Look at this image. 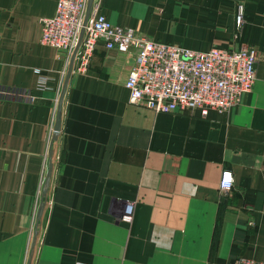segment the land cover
<instances>
[{
    "label": "crops",
    "instance_id": "obj_1",
    "mask_svg": "<svg viewBox=\"0 0 264 264\" xmlns=\"http://www.w3.org/2000/svg\"><path fill=\"white\" fill-rule=\"evenodd\" d=\"M57 2L0 0V264L264 262V0H102L114 25L162 43L258 48L256 82L225 113H155L131 104L129 58L100 41L72 72L51 151L70 67L41 43Z\"/></svg>",
    "mask_w": 264,
    "mask_h": 264
},
{
    "label": "built area",
    "instance_id": "obj_2",
    "mask_svg": "<svg viewBox=\"0 0 264 264\" xmlns=\"http://www.w3.org/2000/svg\"><path fill=\"white\" fill-rule=\"evenodd\" d=\"M89 0H58L53 17L41 20V43L64 51L70 63L75 57L73 72L86 73L99 42L107 50H117L129 58L125 87L131 104L155 113H190L208 117L211 111L225 113L237 106L250 93L257 79L260 52L250 46L239 50L213 48L196 51L162 43L138 33L132 28L114 25L101 11V1L94 0L84 26ZM236 27L245 23V10L238 7ZM232 172L225 171L221 189L233 188ZM135 204H128L121 221L131 223ZM78 264H89L81 262ZM231 264H264L252 258L240 257Z\"/></svg>",
    "mask_w": 264,
    "mask_h": 264
},
{
    "label": "water",
    "instance_id": "obj_3",
    "mask_svg": "<svg viewBox=\"0 0 264 264\" xmlns=\"http://www.w3.org/2000/svg\"><path fill=\"white\" fill-rule=\"evenodd\" d=\"M93 4H94V0H89L88 1V8H87V14H86V19H85L84 26L87 25L88 19L90 17V14H91V11H92V8H93ZM84 32H85V30L83 29L82 33H81V36H80L79 44H78V46H77V48H76V50L74 52V55H73V57L71 59L69 71H68V74H67V78L65 80V83H64V86H63V90H62V93H61V96H60L58 112H57V119H56V124H55V128H54V133H53V140H52V145H51V151H53L54 145L58 142L60 134H61L63 101H64V98H65V95H66V92H67L69 81H70L71 76H72L74 62H75V57H76V54H77V52L79 50V47H80L81 42H82L83 37H84ZM52 172H53V167L51 166L50 169H49L47 178H46V182H45V186H44V190H43L42 201H41L40 208H39V211H38V214H37V226H39V222L41 221V219L43 217V213H44V210H45V207H46V197H47V194H48V191H49V187H50V184H51ZM37 233L38 232L36 231V236H37Z\"/></svg>",
    "mask_w": 264,
    "mask_h": 264
},
{
    "label": "rangeland",
    "instance_id": "obj_4",
    "mask_svg": "<svg viewBox=\"0 0 264 264\" xmlns=\"http://www.w3.org/2000/svg\"><path fill=\"white\" fill-rule=\"evenodd\" d=\"M239 6H240V5H239ZM239 6H238V7H239ZM241 6H243V5H241ZM243 7H244V6H243ZM244 10H245V7H244ZM245 19H246V18H245ZM243 25H244V24H243ZM243 25H242V26H243ZM242 26H241L240 28H237V27H236V23H235V30H236V31H237V30H240V29L242 28ZM243 46H250V47L256 48V47L251 46V45H248V44L243 45ZM256 49L259 50L258 48H256ZM36 221H37V220H36Z\"/></svg>",
    "mask_w": 264,
    "mask_h": 264
},
{
    "label": "bare ground",
    "instance_id": "obj_5",
    "mask_svg": "<svg viewBox=\"0 0 264 264\" xmlns=\"http://www.w3.org/2000/svg\"><path fill=\"white\" fill-rule=\"evenodd\" d=\"M71 62V61H70Z\"/></svg>",
    "mask_w": 264,
    "mask_h": 264
}]
</instances>
